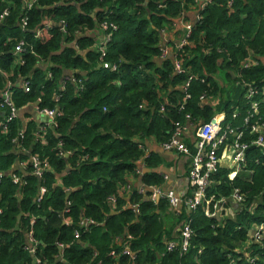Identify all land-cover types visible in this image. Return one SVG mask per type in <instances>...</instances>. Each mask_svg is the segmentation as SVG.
<instances>
[{"label":"trees","instance_id":"obj_1","mask_svg":"<svg viewBox=\"0 0 264 264\" xmlns=\"http://www.w3.org/2000/svg\"><path fill=\"white\" fill-rule=\"evenodd\" d=\"M24 1L0 0V13L9 9V17L0 23L1 69L11 82L19 76L30 77L27 80L29 93H24L23 88L12 87V101L17 109L40 98L41 107H58L63 115L55 132L47 130L34 136V130L28 129L23 148H31V155L46 161L48 168L38 180L31 175L28 165V174L17 186L7 174L16 157L27 161L21 148L16 150L17 156L12 153L15 151L12 141L22 127L16 118L9 126V134L0 129V173L4 174L0 182L3 210L0 216V264H32L31 256L22 249L32 218L37 219L33 232L38 243H42L41 256L54 258V263L58 244H62L66 264H79L75 263V258L84 264H98V261L101 264H264V239L260 243L251 239L252 227L264 223V157L253 147L247 152L243 172L233 182L227 178L228 171L223 169L211 178L206 192L208 198L217 200L229 197L233 189H238L245 198L244 209L233 220L208 219L204 207L189 214L193 234L185 253L178 247L169 251L168 243L163 244L159 233L153 238L152 232L162 227L155 214L156 207L150 202H144L141 208L139 205L143 215L141 224H129L133 220L130 210L118 220L106 219L104 215L108 197L114 196L118 186L136 175L137 163L143 157L141 146L144 141L152 138L158 144L165 143L172 123L184 122L187 114L192 117L189 121L192 126L200 123L193 121L194 118H202L204 122L212 119L215 111L209 105L210 100L207 98L202 103L199 97L209 85L211 94L223 92L214 81L217 73L224 72V82H233L237 94L235 107L222 106L228 120L236 111L242 117L247 116L244 85L257 87L260 96H264V0H233L232 6L228 5L230 0H213L205 9L202 21L194 26L188 45L175 54L187 74L206 78L205 83H192L191 99L179 113L183 93L179 89L173 92L169 89L170 86L182 87L186 77L174 76L170 61L160 63L157 60L160 56L158 33L164 28L166 19L173 23L183 14L182 0H166L165 8L161 10L154 3L159 5L162 0H151L146 5L145 0H77L75 4L62 0H36L27 11H24ZM106 7L115 11L110 20L118 27L105 59L118 67L115 73L98 66L99 53L95 46L101 34L100 16L97 14L94 20L90 16L95 10ZM24 14L29 22L22 31L20 16ZM45 21L55 25L61 21L67 23L68 33L63 46L56 28L35 38L37 29ZM77 34L83 38L76 46L79 51H87L86 58L71 47ZM21 39L28 44L29 52L22 56L23 64L12 66L13 52ZM250 57L257 59V65L242 69L240 62ZM43 65H48V69L44 70ZM65 70L78 73L74 74L75 84L67 82L62 88L60 81ZM229 71L234 73V79ZM48 72L51 78L47 77ZM77 81H81L80 84ZM5 84L6 79L0 75V91ZM162 105L163 111L159 112ZM252 122H264V107ZM240 123L236 120L232 127ZM255 137L247 135V141ZM67 153L69 157L65 159L62 154ZM146 162L149 167L150 160ZM67 166L71 171L65 174ZM58 177L62 187L56 184ZM143 182L148 186L160 185L161 179L148 175ZM39 187L44 188L45 194L37 204L34 200ZM70 188L75 191L65 195L63 190ZM66 196L71 207L63 218L72 219L70 229L62 226L60 218ZM134 200L139 199L134 195ZM163 205L160 201L158 207ZM20 213L24 217L17 223ZM84 217L100 225L83 234L79 241H89L93 248L94 242L89 239L100 235V240L105 242L102 252L96 248L99 255L93 260L91 249H79L74 244L76 241H71L76 224ZM125 229L131 236L128 245L132 257L119 255L121 248L113 243ZM148 240L154 242V247H142ZM111 253H116L118 259L111 257Z\"/></svg>","mask_w":264,"mask_h":264},{"label":"built area","instance_id":"obj_2","mask_svg":"<svg viewBox=\"0 0 264 264\" xmlns=\"http://www.w3.org/2000/svg\"><path fill=\"white\" fill-rule=\"evenodd\" d=\"M66 3L75 4L77 0H62ZM163 1V0H162ZM213 1V0H212ZM211 0L202 6V10L200 14L197 15L196 23L198 24L202 21V16L205 9L212 2ZM36 0H25L24 1V11H27L33 7ZM233 0H230L228 5L232 6ZM160 7L165 8L162 2L159 3ZM115 9V8H114ZM114 10L106 7L103 10H96V13L100 16V24L99 28L101 34L99 35L98 41L96 43V49L99 53V65L102 70L109 71L111 73H115L118 71V67L116 65H111L106 62L105 59L108 53L109 44L112 41V36L117 32L118 27L116 23L110 20V16L114 14ZM183 15V14H182ZM180 16L176 21H174V25L180 29L181 36L178 40V43L175 45V51L178 52L182 50L185 46L188 45L189 39L194 30V25L189 23L188 21L183 19V16ZM9 17V9H5L0 13V23L3 24L5 20ZM20 26L22 31L28 25V18L24 15L20 16ZM58 29L61 34L63 40L68 33V25L65 21H61L59 24H53L50 21H45L42 26H40L35 34V38H41L45 31H49L52 29ZM28 44L23 40L17 41V45L13 52V63L12 66H19L23 64L21 58L23 55L29 52ZM168 51L166 49L161 50L162 60L166 59L168 55ZM1 56H0V75H2L6 79V86L0 95V112H2L3 117L0 122V129L4 134H9V126L12 125L14 120L18 116V109L14 105L12 101V83L10 79H7V75L1 69ZM257 65V59L255 58H247L246 60L240 63L241 68L248 69ZM173 74L174 76H185L186 80L181 87V92L183 93V102L179 106V111H183L185 104L191 99L190 88L194 81H199L201 83H205V79H198L197 77L187 74L186 71L182 68L180 61L176 59L174 56L173 61ZM243 87V86H242ZM246 87L245 90V107L247 108V116L242 117L241 113L236 111L233 112L231 118L228 120L224 113L219 114L212 118L208 122L200 123L199 125L194 127L192 132L196 137V146L195 152L191 155V165L189 170V181L191 185L192 195L191 198L184 199L180 197L174 196L172 192H162L158 188L151 187V199L152 200H160L166 201L171 207L178 208L180 206H184L189 214L194 213L199 207H204V215L208 219L216 218L218 213L221 211H226L229 204H233L239 206L240 210L244 209L245 198L240 194L238 189H233L229 197H221L217 200H214L213 197L208 198L206 192L210 187L211 178L216 176L220 170L226 169L228 171V179L233 182L236 177L241 174L245 168L247 152L250 148H256L260 155L264 157V122L253 123V119L256 115L259 114V110L264 107V96L261 97L259 94V89L256 87H252L251 85H244ZM24 93L30 92V86L27 80L23 83ZM264 92V86L262 87ZM208 95L202 94L199 97V102H206ZM259 98V100H257ZM59 99V98H58ZM57 99V101H58ZM34 109L36 114L42 119V122L38 124L36 135L40 136L43 133H46L47 130H55L58 128V120L62 117V112L58 107H54L53 109H49L46 107H41V99L38 98L34 103ZM163 111V108L161 109ZM192 120L191 115L187 114L184 116V122H174L172 123V130L169 136V139L161 145L163 150L172 151L175 150L178 153L188 155L189 151L186 147V144L182 141L184 134H187L189 128L192 131V126L189 121ZM228 120V122H227ZM240 120V125L237 127H232V124L236 121ZM185 123V124H184ZM249 129V131H247ZM247 135H256L254 139L247 141ZM26 139V129L21 128L18 130L16 137L13 139L14 145L21 150H23V154L27 156V161L24 164H18L20 166V171L16 175H12L11 182L14 185H20L22 183L23 172H27L26 168L29 165L33 168L31 171V175L41 179L44 173L47 171V163L46 161H39L38 158H35L31 155L30 150L26 147L23 148V144ZM225 153L230 155V163L224 168L223 165V156ZM4 174L0 173V182L3 180ZM219 184V183H218ZM41 194L44 193V189H40ZM143 192H140L142 194ZM41 199L37 200V204H39ZM255 207V205L253 206ZM133 209L136 213H139L140 208L139 205L136 204L133 206ZM68 213V208L64 211V214ZM3 214V210L0 206V216ZM37 219L32 218L30 220L31 229L25 236V243L22 249L28 252L29 256L32 257V264H47L41 258L40 252V244L34 237L33 227L36 224ZM93 221H89L87 219H82L79 223V230L75 231L73 234L74 240H79L81 236L88 232L90 226L94 225ZM192 219L188 216L187 220L182 224L180 229V239L181 242L179 246L177 244H168V250H175L176 247L180 248L181 253L187 252L189 248V242L192 237ZM65 225L69 226V223L65 222ZM252 235L251 239L255 243H260L264 239V223L259 225H255L252 227ZM58 248H63L62 245L58 244ZM63 249V253H64ZM114 255V253H112ZM123 255L131 256L129 248L124 249ZM38 256V257H37ZM61 261V260H60Z\"/></svg>","mask_w":264,"mask_h":264},{"label":"crops","instance_id":"obj_3","mask_svg":"<svg viewBox=\"0 0 264 264\" xmlns=\"http://www.w3.org/2000/svg\"><path fill=\"white\" fill-rule=\"evenodd\" d=\"M145 1L147 2L149 0H145ZM209 1L210 0H192L191 2H187V0H182V4H180V7L182 8V11H183V15H182L183 19L188 21L189 23L193 24L194 26H196L197 25V23H196L197 15L200 14V11L202 10L203 4H205ZM73 6H76V5H73ZM78 6L79 5H77L76 7H78ZM96 15H97V13L95 10L94 13L91 14L90 16L94 20ZM173 23L171 20L166 19V23L163 25L164 28L161 31H159V33H158L159 34L158 48L160 50V56H159L157 61L160 63L163 61H170L171 64H173V61H174V56L176 54L175 45L178 43L177 37L180 36L181 31ZM170 30H172V31H170ZM77 35L78 36L75 38V41L71 44V47H73L74 51L76 53H78L81 57L86 58L87 51H85V50L79 51L77 46H76L77 45L76 43L78 42V40L80 38H83V36L81 34H77ZM87 36L91 37L92 35L88 34ZM61 40H62V46H63V44L66 42H65V40H63L62 36H61ZM162 49H166L169 53L166 56L165 60H162V57H161V50ZM209 53H211V52H207V54H209ZM98 66L100 67V65H98ZM43 68H44V70H47L48 65H43ZM63 73H64L63 78L60 81L62 88L67 82L74 83V84L76 83V79H75L74 74H77L78 73L77 71L76 72H70V70H65ZM229 73L232 75V77H233L232 79H234V77H235L234 73L231 71H229ZM217 74L219 75V73H217ZM47 77L51 78L50 72H48ZM29 78H30L29 76H26V77L19 76L18 78H16L14 80V82L12 81L13 83L11 82L12 83L11 85L15 86V87H17V85H18V88H22L24 81L28 80ZM214 81L222 89L223 92L215 94V95L211 94L212 92L210 90V85L207 87L208 90H206L204 92V94L208 95V99L210 100L209 105L213 106V109L215 111V113H214L215 115L212 118H214L215 116L225 112V110L222 108V106L228 105V107H230V106L235 107L237 105V94L234 92L235 91L234 90V83L233 82H231L230 84L225 83L224 79L219 78V77H216ZM80 82L81 81H79L78 84H80ZM5 86H6V84H5ZM5 86H4V88H5ZM173 87L170 86L171 90L169 89V91L173 92L176 89H179L178 91H181V87H179V86H176L174 88ZM2 91H0V95L2 94L1 93ZM162 93H164V91ZM165 94H167V93H165ZM209 95H211V97H209ZM34 103H31L22 109H18L17 119H18V121H20L21 127L26 129V135H27V131L29 129V130H34L32 132V134L34 136H36L38 124H40L42 122V119L36 114L35 109H34ZM46 108H48V107H46ZM140 108H142V107H140ZM162 108H163V105L159 108V112H161ZM49 109H53V108H49ZM152 112H153V110H152ZM2 114L3 113L0 112L1 120L3 117ZM62 115H63V112H62ZM193 121H195V122L200 121V123L204 122L202 118H194ZM195 126H197V125L192 126V131L189 128H187L188 129L187 134H184V137L182 140L186 144V147L188 148V151H189L188 155L178 153L175 150H172V151L166 150L165 151L161 147V145L163 143L158 144L152 138L143 142V145L141 146L142 147L141 151H142L143 157L141 156L142 158H140V161L137 163L136 175L134 177H129L128 181L124 185L118 186V189H117L116 194L114 196L108 197V200L105 204L106 212L104 213L106 219L114 218V219L118 220L120 218V216H122L123 213L130 210L132 213L133 220L129 224L130 225L135 224V223L141 224L142 219H143V215H141V213H140L141 211H139V213H136L133 209V206L138 204V205H140V208H141L142 204L144 202H150V203L154 204L156 207L155 208L156 209L155 214L157 215L158 222L161 223V227H162L161 230L155 229L154 232H152L153 238L157 237V235L159 233V234H161V239L163 241V244H165V243L179 244L181 242V239L179 237V232H180L182 224L187 220V218L189 216L187 209L184 206H180L178 208H173L166 201H164V202L162 201V203H164V205L162 207H160V206L158 207L160 200H152L151 199V190L149 188L155 187V188H158L159 190H161L162 192H165V193L172 192L174 194V196L184 198V199L191 198L192 190H191V185H190V181H189V177H190L189 170H190V165H191V155H193V153L195 152V146H196V141H197L195 135L192 134ZM50 131L55 132L54 130H50ZM13 147H15L14 148L15 151L12 150V153L15 156H17L18 151H16V150L18 148L15 145H13ZM27 149L30 150V152L32 151L31 148H27ZM62 156H64V158L67 159L69 157V153L62 154ZM18 160L19 159L16 157L15 161L12 164V169L7 174L10 178H12V175H15V174L17 175V173H19V171H20V166L18 165ZM146 160H150L149 167H147ZM228 164H231L230 163V155L228 153H225L223 156L224 168H226V166ZM70 171H71V168L67 166L66 170H65V174L70 173ZM26 174H28V173L23 172V177H25ZM148 175H155V176L159 177L161 179V184L160 185H150V186L146 185L143 182V179H144V177H146ZM38 180H41V179H38ZM56 184H58L59 187H62L60 177H58ZM41 188H43V187H41ZM41 188L39 187L38 195L34 200V201H36V203H37V200L41 199V197L43 195V194H41V191H40ZM73 191H75L74 188L63 190L65 195L66 194L70 195V193ZM140 192H143V193L140 194ZM44 194H45V192H44ZM134 195L138 197V199H139L138 201L134 200ZM68 198L69 197L66 196V199H65V202H66L65 205L66 206L64 207L62 213L60 214V218L62 220V226H65L66 228L70 229V228H72V225H73L72 219H65V218H63V215H62V214H64V211L68 207H71V201H69ZM239 208H240L239 206L229 204L226 211H221V213L217 214L216 220L221 219V221H222L224 219L225 220L226 219H229V220L235 219L236 216L242 212V209H241V211L239 213V210H240ZM20 215H22V217L18 220V217ZM23 217H24L23 214L20 213L17 216L16 222L19 223V221ZM82 219H86V218L84 217V218H81L79 220V222L76 224L77 228H75L74 232L76 230L80 229L79 223ZM87 220L93 221L92 223L94 225L90 226V229L98 226V224L100 225V223H96V221H94L91 218H87ZM65 222L69 223V226L65 225ZM89 230H88V232H89ZM74 232H73V234H74ZM130 237L131 236L127 233V229H125L124 233L122 235H119L113 239V243L115 245L118 244L117 246H119L121 248L119 255L120 254L123 255L124 249L126 247L129 248L128 244H129ZM72 240H73V243L76 241L74 244H75V246L77 245V248H79V249H82V250L91 249L93 251V258H91L92 260L95 259L96 257L98 258V255H99L98 250L100 252H102L103 248L105 247V242L100 240V235H93V237L89 239V240H92L94 242L93 248L91 247L92 245L89 243V241H81L80 242L79 240H74L73 237H72L71 241ZM39 244L42 245L41 242ZM60 245H62V244H60ZM145 246L154 247V242L148 240L147 243L144 244L142 247H145ZM63 249H65L64 246L62 249L57 247L58 256L55 258V263H54L53 257H52L53 260H50V258L48 256H44V255H42L41 258L47 264H66L64 261ZM112 252H114V251H112ZM110 256L113 257L115 260H117L119 257V256H117L116 253H114V255H112V253H111ZM32 261H33V259H32ZM74 261H75V263L84 264L78 258H75ZM86 264H89V263H86ZM98 264H101V261H98Z\"/></svg>","mask_w":264,"mask_h":264},{"label":"rangeland","instance_id":"obj_4","mask_svg":"<svg viewBox=\"0 0 264 264\" xmlns=\"http://www.w3.org/2000/svg\"><path fill=\"white\" fill-rule=\"evenodd\" d=\"M173 30V29H172ZM172 30H170V31H172ZM180 36H181V34H180ZM180 36H178L177 37V41L179 40V38H180ZM223 76H224V72L223 71H221V73L217 76V77H219V78H223ZM33 157H35V158H38L37 156H33ZM38 160L41 162V160L38 158ZM24 162H25V160H18V164L20 163H22V164H24ZM31 171H33V168H31ZM24 252H26V251H24ZM27 254H28V252H26ZM29 255V254H28Z\"/></svg>","mask_w":264,"mask_h":264},{"label":"flooded vegetation","instance_id":"obj_5","mask_svg":"<svg viewBox=\"0 0 264 264\" xmlns=\"http://www.w3.org/2000/svg\"><path fill=\"white\" fill-rule=\"evenodd\" d=\"M164 1H166V0L161 1V2L163 3V5H165ZM148 2H151V0L147 1V2L144 3V4L146 5ZM154 5L156 6V8H157L158 10H161V9L163 8V7H160V5H156L155 3H154Z\"/></svg>","mask_w":264,"mask_h":264},{"label":"water","instance_id":"obj_6","mask_svg":"<svg viewBox=\"0 0 264 264\" xmlns=\"http://www.w3.org/2000/svg\"><path fill=\"white\" fill-rule=\"evenodd\" d=\"M0 27H1V25H0ZM17 88H18V85H17ZM21 217H22V215H20V216L18 217V220H19Z\"/></svg>","mask_w":264,"mask_h":264}]
</instances>
